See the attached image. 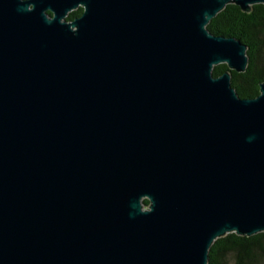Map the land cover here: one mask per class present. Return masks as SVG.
<instances>
[{"label":"water","instance_id":"obj_1","mask_svg":"<svg viewBox=\"0 0 264 264\" xmlns=\"http://www.w3.org/2000/svg\"><path fill=\"white\" fill-rule=\"evenodd\" d=\"M260 4L0 0V264H209L264 233V83L241 99L248 47L207 29Z\"/></svg>","mask_w":264,"mask_h":264},{"label":"trees","instance_id":"obj_2","mask_svg":"<svg viewBox=\"0 0 264 264\" xmlns=\"http://www.w3.org/2000/svg\"><path fill=\"white\" fill-rule=\"evenodd\" d=\"M80 8L68 16L69 22L80 17ZM207 29L215 36L233 37L248 47L249 65L245 73L232 72V87L241 99L260 95L264 83V5H255L245 13L236 5H228L215 17ZM228 71L227 65L214 68V77ZM145 206L149 201H144ZM209 264H264V233L253 237L229 234L218 239L209 253Z\"/></svg>","mask_w":264,"mask_h":264}]
</instances>
